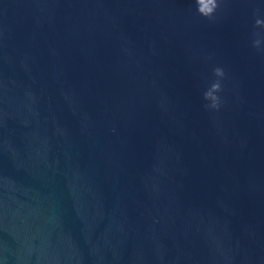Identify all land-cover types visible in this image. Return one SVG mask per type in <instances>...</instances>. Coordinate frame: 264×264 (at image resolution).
<instances>
[{
    "label": "water",
    "instance_id": "95a60500",
    "mask_svg": "<svg viewBox=\"0 0 264 264\" xmlns=\"http://www.w3.org/2000/svg\"><path fill=\"white\" fill-rule=\"evenodd\" d=\"M0 264H264V0H0Z\"/></svg>",
    "mask_w": 264,
    "mask_h": 264
}]
</instances>
